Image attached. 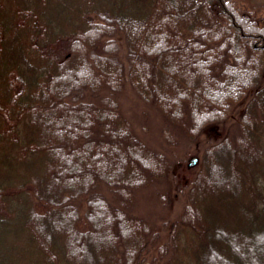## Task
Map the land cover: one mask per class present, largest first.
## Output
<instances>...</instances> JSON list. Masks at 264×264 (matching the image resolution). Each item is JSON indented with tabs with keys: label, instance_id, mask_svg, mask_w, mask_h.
Here are the masks:
<instances>
[{
	"label": "trees",
	"instance_id": "1",
	"mask_svg": "<svg viewBox=\"0 0 264 264\" xmlns=\"http://www.w3.org/2000/svg\"><path fill=\"white\" fill-rule=\"evenodd\" d=\"M128 85L159 112L157 150L121 109ZM238 105L180 186L169 152ZM171 185L183 207L158 226L139 193L165 212ZM0 264H264V18L234 0H0Z\"/></svg>",
	"mask_w": 264,
	"mask_h": 264
},
{
	"label": "rangeland",
	"instance_id": "2",
	"mask_svg": "<svg viewBox=\"0 0 264 264\" xmlns=\"http://www.w3.org/2000/svg\"><path fill=\"white\" fill-rule=\"evenodd\" d=\"M236 5L246 9H255L256 14L260 18H264V0H234ZM121 40V37L118 36ZM124 49L121 47L120 54L124 55ZM242 102L241 104L244 105ZM240 104V105H241ZM121 109L125 116L131 121L132 126L139 137L147 141L148 145L157 150L158 141L161 138L160 128V117L159 112L152 106H149L142 102L140 98L135 94V92L128 85L126 89L122 92L120 96ZM238 105L231 118L228 121L227 126L224 130L220 131L217 127H207L199 139L195 142L192 147L180 146L174 148L173 151L169 152L171 172L176 176L177 183L182 186L189 183L197 174L201 167L202 160V148L206 140L213 139L218 140L223 138L226 134L227 127L232 124V129H234L238 121V113L242 110V106ZM143 122H146L147 133H143L141 128ZM196 158V161H191ZM170 187V205L165 212H162L158 207L156 201L143 191L139 193V210L142 212L143 216H147L149 219L158 221V226H160V221L164 218H170L177 215L182 207L183 200L180 195V191H177V187ZM179 192V193H178ZM158 227L157 229H159Z\"/></svg>",
	"mask_w": 264,
	"mask_h": 264
},
{
	"label": "water",
	"instance_id": "3",
	"mask_svg": "<svg viewBox=\"0 0 264 264\" xmlns=\"http://www.w3.org/2000/svg\"><path fill=\"white\" fill-rule=\"evenodd\" d=\"M191 161H192V162H193V161H196V158H193Z\"/></svg>",
	"mask_w": 264,
	"mask_h": 264
}]
</instances>
